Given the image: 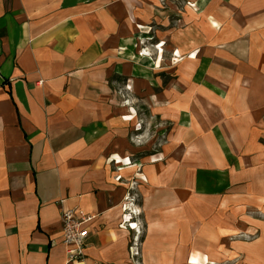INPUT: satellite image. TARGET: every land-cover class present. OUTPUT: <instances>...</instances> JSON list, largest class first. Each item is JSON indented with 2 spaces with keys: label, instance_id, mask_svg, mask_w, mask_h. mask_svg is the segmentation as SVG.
<instances>
[{
  "label": "crops",
  "instance_id": "obj_1",
  "mask_svg": "<svg viewBox=\"0 0 264 264\" xmlns=\"http://www.w3.org/2000/svg\"><path fill=\"white\" fill-rule=\"evenodd\" d=\"M146 18L135 0H0V264H135L125 224L135 206L114 168L134 157L142 264H264V101L228 123L234 168L218 155L212 189L139 156L113 83L128 68L131 23ZM244 167L255 175L228 179ZM72 208L90 219L84 256L69 261L60 213Z\"/></svg>",
  "mask_w": 264,
  "mask_h": 264
},
{
  "label": "rangeland",
  "instance_id": "obj_2",
  "mask_svg": "<svg viewBox=\"0 0 264 264\" xmlns=\"http://www.w3.org/2000/svg\"><path fill=\"white\" fill-rule=\"evenodd\" d=\"M135 4L143 6L147 18L131 23L134 31L125 37L128 43L120 45L128 68L113 83L123 116L135 122L129 140L139 156L151 161L160 155L159 162L179 168L177 178L181 170L182 179L199 182L200 191L212 189L216 180L222 181V171L213 168L218 155L226 153V171L234 168L235 155L226 148L232 149L237 141L230 139L226 147L228 123L262 110L258 106L264 101V0ZM256 141L264 145V135ZM137 160L120 159L114 168L118 180L129 185V201L139 211L129 208L125 224L134 232L136 260L141 262L146 226L137 186L145 179ZM128 166L136 169L125 177L120 171ZM244 168L230 172L228 179L239 173L255 175L254 168ZM241 237L252 238H233Z\"/></svg>",
  "mask_w": 264,
  "mask_h": 264
},
{
  "label": "built area",
  "instance_id": "obj_3",
  "mask_svg": "<svg viewBox=\"0 0 264 264\" xmlns=\"http://www.w3.org/2000/svg\"><path fill=\"white\" fill-rule=\"evenodd\" d=\"M116 175L115 179H119ZM90 219L80 209H64L60 213L62 243L66 246V255L69 261L80 260L84 256L85 241L88 236L85 223ZM138 255L136 244L131 242L130 256L135 264H142L136 260Z\"/></svg>",
  "mask_w": 264,
  "mask_h": 264
},
{
  "label": "bare ground",
  "instance_id": "obj_4",
  "mask_svg": "<svg viewBox=\"0 0 264 264\" xmlns=\"http://www.w3.org/2000/svg\"><path fill=\"white\" fill-rule=\"evenodd\" d=\"M145 54H146V53H145ZM145 54H144V55H145ZM147 55H148V54H147ZM149 160H150V159H149ZM154 160H155L154 158H153V159H151V161H154ZM134 212H135V213L139 212V211L137 210V208H136V207L134 208Z\"/></svg>",
  "mask_w": 264,
  "mask_h": 264
}]
</instances>
